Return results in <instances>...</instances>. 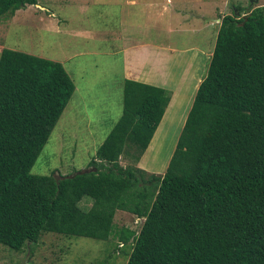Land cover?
Masks as SVG:
<instances>
[{"label":"trees","instance_id":"16d2710c","mask_svg":"<svg viewBox=\"0 0 264 264\" xmlns=\"http://www.w3.org/2000/svg\"><path fill=\"white\" fill-rule=\"evenodd\" d=\"M34 2L0 0V15ZM73 90L59 62L0 49V244L112 235L131 243L125 264H264V5L220 17L161 175L118 164L145 150L168 102L165 89L130 79L92 170L31 174ZM116 210L142 218L138 231L116 229Z\"/></svg>","mask_w":264,"mask_h":264},{"label":"rangeland","instance_id":"374dc122","mask_svg":"<svg viewBox=\"0 0 264 264\" xmlns=\"http://www.w3.org/2000/svg\"><path fill=\"white\" fill-rule=\"evenodd\" d=\"M103 1L35 0L13 14L0 15V49L57 61L74 84L29 170L31 174L56 177L89 167L97 147L121 113L123 79L117 50L124 42L123 35H127L161 44L165 56H160L167 71L165 88L173 93L174 102L145 150L138 154L130 149L132 156H120L118 164L137 168L144 177L161 175L197 88L192 90L194 80L189 78L182 86H175L178 72L194 52L191 47L201 51L200 59L194 61L201 80L220 17L231 13L240 16L264 5V0H155L159 14L154 16L145 11L124 15L119 10L121 0ZM121 19L133 22V26L123 24ZM173 56L174 62L169 59ZM90 202L82 197L79 206L86 208ZM112 222L116 229L137 232L142 218L116 210ZM130 250L131 243L121 246L112 235L100 241L43 232L35 243L26 242L18 251L0 244V264H125Z\"/></svg>","mask_w":264,"mask_h":264},{"label":"crops","instance_id":"0c3cea01","mask_svg":"<svg viewBox=\"0 0 264 264\" xmlns=\"http://www.w3.org/2000/svg\"><path fill=\"white\" fill-rule=\"evenodd\" d=\"M104 3L110 2L109 0H104ZM120 5V13L121 14H137L139 12L145 11L146 13H153L154 16L159 14L157 7V2L155 0H121ZM123 24L128 23L130 26H133V22H129L126 19H121ZM157 26V25H156ZM114 36L116 38V31L112 30ZM119 35V34H118ZM120 36V35H119ZM124 42L120 44V48L117 51H120V57L118 59L120 62V69L122 73V79H130L134 81H139L147 84H151L157 87H161L168 92V102L164 108V112L159 121L164 117L166 110H168L169 106H171L174 102V95L170 90H167L165 87V77L167 74L165 60L161 59L162 55H164V51L161 50L160 43L156 42H146V41H137L130 36L123 35L122 37ZM130 41V43H129ZM194 50L193 54H190L186 59L185 63L181 67L178 72L179 82L177 81L175 86H182L183 82L186 79H191L192 90L196 88L198 83L200 82V74H199V66L198 63L194 62L198 55L201 54L200 49L196 47H191ZM175 49L173 50V52ZM161 59V60H159ZM174 62V56L170 57ZM200 59V58H198ZM163 61V62H160ZM179 64V63H178ZM197 64V66H196ZM177 65V64H176ZM122 80V82H123ZM74 91V90H73ZM156 126L153 134L157 130ZM152 134V136H153ZM148 146V145H147Z\"/></svg>","mask_w":264,"mask_h":264},{"label":"water","instance_id":"95a60500","mask_svg":"<svg viewBox=\"0 0 264 264\" xmlns=\"http://www.w3.org/2000/svg\"><path fill=\"white\" fill-rule=\"evenodd\" d=\"M91 169H93V168H91ZM91 169H90V167H88V168H83V169H80V170L76 171V173L87 172L88 170H91Z\"/></svg>","mask_w":264,"mask_h":264}]
</instances>
